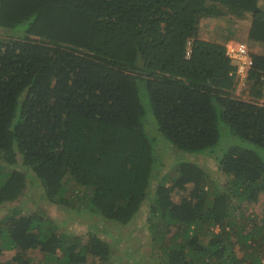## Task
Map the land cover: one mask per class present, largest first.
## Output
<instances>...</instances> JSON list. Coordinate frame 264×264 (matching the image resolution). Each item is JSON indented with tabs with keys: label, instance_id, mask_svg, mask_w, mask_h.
Masks as SVG:
<instances>
[{
	"label": "trees",
	"instance_id": "16d2710c",
	"mask_svg": "<svg viewBox=\"0 0 264 264\" xmlns=\"http://www.w3.org/2000/svg\"><path fill=\"white\" fill-rule=\"evenodd\" d=\"M257 1L0 0V27L14 32L0 37V204H13L0 217L2 264H111V240L131 256L129 234L69 233L24 211L29 171L42 198L108 223L150 199L156 264H264V215L244 213L264 192V54L250 52L240 79L224 46L198 36L224 6L250 14L246 39L264 43ZM211 155L222 182L196 163Z\"/></svg>",
	"mask_w": 264,
	"mask_h": 264
},
{
	"label": "rangeland",
	"instance_id": "374dc122",
	"mask_svg": "<svg viewBox=\"0 0 264 264\" xmlns=\"http://www.w3.org/2000/svg\"><path fill=\"white\" fill-rule=\"evenodd\" d=\"M257 4L264 11V0H258ZM216 7L218 8V6ZM222 7L223 12L219 11V13L216 14L211 13L210 15H204V17L200 19L198 28L199 38H208L209 41L213 42L219 41V39L222 42H226L229 39H237L245 42L250 52L264 54V43H250L246 39L247 30L250 25V14L246 13L242 17H237V15L232 14L227 7ZM12 33L14 32L11 29H4L0 27L1 38L8 40ZM243 87H245V83L244 81H240L237 84V92H239V94L243 97L249 98L251 94L248 91V86L245 91L242 90ZM262 93L264 94L263 91ZM263 98L264 96H262L261 99ZM143 100L145 99L143 98ZM145 111H147L146 115H144L145 119L147 120V117H150L151 120H149L154 124V118L152 114L148 112V108H145ZM145 123L146 122H144V126L148 132L149 138H152L153 136H155L152 131H154L155 133L157 132L153 129V127L152 129H148ZM158 135L159 137H161L160 134ZM157 148H162L161 152L166 162V166L164 168L167 169V167L169 166L167 157L172 158L175 154V151L172 150V146L168 142L165 143V145L160 143ZM179 154L185 155L187 153ZM195 157H197V155L193 158ZM196 163L205 171H207V173L210 174L213 179H217L219 180V182L225 180V177L221 176V171L217 169V161L214 159L213 155L205 158L204 161H196ZM26 184L28 186L27 192L18 198V200H20L18 205L22 206L24 211L31 209L40 211L42 210L46 214L56 218L60 227L69 233H84L87 230H91L104 235L107 238H109L108 235H110L111 233H113L114 235H119L121 237H126V235L129 234V249H131L130 258L127 259V257L121 256L120 243H118L117 241L114 243V241L111 240V264H156L158 259L157 255L153 254L154 256H151L149 254V236L147 232V224L145 221V210L150 203V199L147 198L142 202L140 210L134 215L132 220L128 221L127 224L121 225L120 223H116L114 221L110 223L106 221L104 222L96 216L77 208L75 210H71L67 205L55 204L53 202L51 203L47 201L46 199L42 198V196H39L42 193V189L39 186L38 181L34 178L32 172L30 171L28 172ZM170 184L171 183L167 182V185ZM190 185V183L186 184L185 189L174 187L171 192V198L175 202H178L182 195L187 196ZM151 192L152 190L149 191V198L150 195H152ZM12 206V203H1L0 217H2L5 213L10 212L9 208H11ZM244 213L246 215H264V192L260 193L258 201L246 205ZM102 229H104L106 232L104 233ZM122 253L124 254V251H122ZM30 255L36 260H39L40 258V254L38 252H33ZM119 256H121V258H118ZM6 259L7 255L3 254L2 256H0V263H4ZM96 263L97 259L92 258L84 264Z\"/></svg>",
	"mask_w": 264,
	"mask_h": 264
},
{
	"label": "built area",
	"instance_id": "2783aa9c",
	"mask_svg": "<svg viewBox=\"0 0 264 264\" xmlns=\"http://www.w3.org/2000/svg\"><path fill=\"white\" fill-rule=\"evenodd\" d=\"M225 54L235 64V73L242 79L246 76L248 69L252 67V58L245 42L237 39H229L224 43ZM191 53L190 42H187L185 57Z\"/></svg>",
	"mask_w": 264,
	"mask_h": 264
},
{
	"label": "clouds",
	"instance_id": "9594fccd",
	"mask_svg": "<svg viewBox=\"0 0 264 264\" xmlns=\"http://www.w3.org/2000/svg\"><path fill=\"white\" fill-rule=\"evenodd\" d=\"M189 42H190V40H188ZM187 41V42H188ZM187 42H186V46H185V50H186V47H187ZM225 43V42H224ZM223 46H224V44H222ZM247 45V44H246ZM190 46H191V42H190ZM248 47V46H247ZM248 50H249V48H248ZM249 53H250V51H249ZM184 56H185V53H184ZM186 58V57H185ZM189 58V57H188ZM248 71H249V69H248ZM248 71H247V73H248ZM247 75V74H246ZM246 77V76H245Z\"/></svg>",
	"mask_w": 264,
	"mask_h": 264
},
{
	"label": "crops",
	"instance_id": "0c3cea01",
	"mask_svg": "<svg viewBox=\"0 0 264 264\" xmlns=\"http://www.w3.org/2000/svg\"><path fill=\"white\" fill-rule=\"evenodd\" d=\"M202 39H205V40H208L209 41V39L208 38H202ZM214 42H216V43H218V44H224V42H222L220 39H219V41H214Z\"/></svg>",
	"mask_w": 264,
	"mask_h": 264
}]
</instances>
